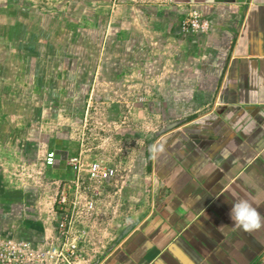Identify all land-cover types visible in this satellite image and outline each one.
I'll use <instances>...</instances> for the list:
<instances>
[{
	"label": "rangeland",
	"instance_id": "1",
	"mask_svg": "<svg viewBox=\"0 0 264 264\" xmlns=\"http://www.w3.org/2000/svg\"><path fill=\"white\" fill-rule=\"evenodd\" d=\"M166 4L0 0V232L34 238L23 218L52 227L57 182L73 173L43 165L51 150L116 170L89 236L96 264L118 237L111 224L128 227L131 207L143 214L156 187L151 153L183 121L161 79L175 46L154 35Z\"/></svg>",
	"mask_w": 264,
	"mask_h": 264
},
{
	"label": "crops",
	"instance_id": "2",
	"mask_svg": "<svg viewBox=\"0 0 264 264\" xmlns=\"http://www.w3.org/2000/svg\"><path fill=\"white\" fill-rule=\"evenodd\" d=\"M164 1L154 35L175 46V62L162 86L183 121L151 153L149 205L129 209L128 227L112 225L118 237L97 264H264V227L244 231L229 218L237 200L264 214V0ZM191 6L208 20L206 33H181ZM56 154L48 168L72 174ZM23 221L36 239L54 232L55 221Z\"/></svg>",
	"mask_w": 264,
	"mask_h": 264
},
{
	"label": "built area",
	"instance_id": "3",
	"mask_svg": "<svg viewBox=\"0 0 264 264\" xmlns=\"http://www.w3.org/2000/svg\"><path fill=\"white\" fill-rule=\"evenodd\" d=\"M179 29L181 33L203 34L209 30V22L200 10L191 6L180 20ZM56 156L53 150L47 152L43 165L53 167ZM65 165L72 171L73 178L57 182L51 209L55 218L54 232L40 239L0 232V264L96 263L95 255H90L93 243L89 236L103 222L98 200L104 194L103 187L115 179L116 170L100 161L85 164L80 155L67 156Z\"/></svg>",
	"mask_w": 264,
	"mask_h": 264
},
{
	"label": "clouds",
	"instance_id": "4",
	"mask_svg": "<svg viewBox=\"0 0 264 264\" xmlns=\"http://www.w3.org/2000/svg\"><path fill=\"white\" fill-rule=\"evenodd\" d=\"M229 218L244 231L251 232L264 227V214H261L247 200H237L232 203Z\"/></svg>",
	"mask_w": 264,
	"mask_h": 264
},
{
	"label": "flooded vegetation",
	"instance_id": "5",
	"mask_svg": "<svg viewBox=\"0 0 264 264\" xmlns=\"http://www.w3.org/2000/svg\"><path fill=\"white\" fill-rule=\"evenodd\" d=\"M117 218H118V219H121V215H120V217L118 216ZM111 225H113V224H111Z\"/></svg>",
	"mask_w": 264,
	"mask_h": 264
},
{
	"label": "trees",
	"instance_id": "6",
	"mask_svg": "<svg viewBox=\"0 0 264 264\" xmlns=\"http://www.w3.org/2000/svg\"><path fill=\"white\" fill-rule=\"evenodd\" d=\"M4 205H7V203H6V204H4Z\"/></svg>",
	"mask_w": 264,
	"mask_h": 264
}]
</instances>
